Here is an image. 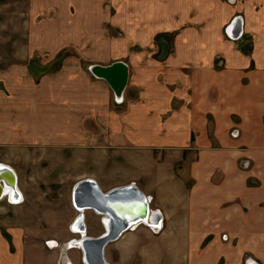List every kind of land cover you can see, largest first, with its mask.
Wrapping results in <instances>:
<instances>
[{
    "label": "crops",
    "instance_id": "0c3cea01",
    "mask_svg": "<svg viewBox=\"0 0 264 264\" xmlns=\"http://www.w3.org/2000/svg\"><path fill=\"white\" fill-rule=\"evenodd\" d=\"M107 1L0 0V48H25L0 50V163L22 198H0V264H85L65 242L106 215L76 208L82 179L148 199L108 264H264V0ZM64 47L94 52L29 58ZM117 61L120 100L89 70Z\"/></svg>",
    "mask_w": 264,
    "mask_h": 264
},
{
    "label": "water",
    "instance_id": "95a60500",
    "mask_svg": "<svg viewBox=\"0 0 264 264\" xmlns=\"http://www.w3.org/2000/svg\"><path fill=\"white\" fill-rule=\"evenodd\" d=\"M89 70L94 76L104 79L113 90L117 100H120L127 78L124 63L117 61L106 66L92 64ZM6 189H11L14 194L16 193L15 174L7 166L0 170V198L5 194ZM15 199L16 197L14 201L18 198ZM72 199L78 210L91 208L106 215L104 220L106 232L103 235L97 238L83 236L77 241L85 264H108L103 255L105 245L131 225L139 221L147 222L150 216L148 199L134 185L113 188L103 193L94 180L82 179L75 184ZM134 209L139 210L140 213L133 212ZM78 220H80V215Z\"/></svg>",
    "mask_w": 264,
    "mask_h": 264
},
{
    "label": "rangeland",
    "instance_id": "374dc122",
    "mask_svg": "<svg viewBox=\"0 0 264 264\" xmlns=\"http://www.w3.org/2000/svg\"><path fill=\"white\" fill-rule=\"evenodd\" d=\"M104 6H103V8H105V9L107 8L110 11H113L112 4L110 5L107 0H106V3L104 4ZM114 34L119 36V35H121V32H119V31L118 32H113V31H109V30L105 31V35L106 36H110V35H114ZM7 36H10V35L7 34ZM7 42H8L7 46H5L3 48H0L2 54H10V55H12L13 53L15 54L14 50H16V49H22L23 51L25 49L24 47L17 48L15 46H10L9 44L13 43L12 41H10V39H8ZM83 49H85V50H83ZM79 50L80 49L78 47L57 48V49L44 51V52H41L39 50H35V51L32 52V54H31V56L29 58H36L39 61L45 60L47 58H48V60H49V58H55L54 61H53V64H52V61L49 62V66L51 68L52 65L55 66V65L60 63V58H67V57L78 58L82 54L81 52H83V51L84 52L86 51V54L90 53V52L92 54L94 52V49L91 48V47L82 48L81 51H79ZM13 57L14 56L12 55V58ZM26 78H27L28 81H31L32 77L28 76ZM32 80L35 81L33 78H32ZM8 95L9 94H7V97H8ZM8 208H9V204L7 203L6 200L4 202L0 203V210L2 211L0 213L5 212V214H12V211H10ZM11 224H14V223H11ZM17 224L18 225H24L26 227H31V226L36 227L38 225V224H35V223H33V224L32 223H17ZM22 240H23V242L24 241H29L30 237L27 234L24 233L22 235Z\"/></svg>",
    "mask_w": 264,
    "mask_h": 264
},
{
    "label": "bare ground",
    "instance_id": "6f19581e",
    "mask_svg": "<svg viewBox=\"0 0 264 264\" xmlns=\"http://www.w3.org/2000/svg\"><path fill=\"white\" fill-rule=\"evenodd\" d=\"M0 165H2V166H4V167L7 166L6 164H3V163H0ZM7 167H8V166H7ZM16 195H18V197L20 196V193L18 192L17 188H16V193H15V194L13 193V191H12L11 189H6V190H5V194L3 195L2 198H5L6 200H7V198H8V199L12 202V201H14V198L16 197ZM137 209H138V208H137ZM133 212H135V213H140L139 210H136V209H134ZM77 241H79V239L75 241V244H76V245H74V246L78 247V248L81 250V248L79 247V243H78ZM72 246H73V245H72ZM81 251H82V250H81Z\"/></svg>",
    "mask_w": 264,
    "mask_h": 264
},
{
    "label": "built area",
    "instance_id": "2783aa9c",
    "mask_svg": "<svg viewBox=\"0 0 264 264\" xmlns=\"http://www.w3.org/2000/svg\"><path fill=\"white\" fill-rule=\"evenodd\" d=\"M20 197V196H19ZM22 198H18L17 200H16V202H19L20 200H21ZM144 223H146V222H144ZM147 224V223H146ZM150 226L152 227V229H153V231L155 230H159V225H153V224H150ZM65 245H66V247H70L71 245H76L75 243H71L70 241H68V242H65Z\"/></svg>",
    "mask_w": 264,
    "mask_h": 264
},
{
    "label": "snow or ice",
    "instance_id": "6c2138e0",
    "mask_svg": "<svg viewBox=\"0 0 264 264\" xmlns=\"http://www.w3.org/2000/svg\"><path fill=\"white\" fill-rule=\"evenodd\" d=\"M4 168V166L0 165V170H2Z\"/></svg>",
    "mask_w": 264,
    "mask_h": 264
}]
</instances>
